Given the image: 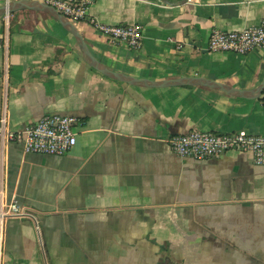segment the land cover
<instances>
[{
  "label": "crops",
  "instance_id": "obj_1",
  "mask_svg": "<svg viewBox=\"0 0 264 264\" xmlns=\"http://www.w3.org/2000/svg\"><path fill=\"white\" fill-rule=\"evenodd\" d=\"M44 0H0L9 3ZM103 25H140L134 51L76 28L108 70L166 83L131 86L94 70L55 17L24 9L0 17V127L22 132L46 115L77 119L63 156L0 143L5 204L32 218L0 219V264H264V166L250 153L197 161L169 140L192 131L264 136V51L212 53L214 29L264 20V0H98Z\"/></svg>",
  "mask_w": 264,
  "mask_h": 264
},
{
  "label": "built area",
  "instance_id": "obj_2",
  "mask_svg": "<svg viewBox=\"0 0 264 264\" xmlns=\"http://www.w3.org/2000/svg\"><path fill=\"white\" fill-rule=\"evenodd\" d=\"M98 0H44L75 26L90 23L109 39L125 43L134 51L143 46L144 29L140 25H103L90 15ZM208 49L212 53H232L240 56L255 51H264V20L254 27L237 31L214 29L210 35ZM77 119L70 116L46 115L22 132L7 126L3 115L0 127L1 148L18 142L26 153L63 156L77 144L75 126ZM172 150L182 158L204 161L218 158L230 152L250 153L258 166H264V136L246 131L229 134L192 131L174 136L169 140ZM32 218L35 216L21 208L16 201L5 204V185L0 167V219Z\"/></svg>",
  "mask_w": 264,
  "mask_h": 264
},
{
  "label": "water",
  "instance_id": "obj_3",
  "mask_svg": "<svg viewBox=\"0 0 264 264\" xmlns=\"http://www.w3.org/2000/svg\"><path fill=\"white\" fill-rule=\"evenodd\" d=\"M24 9H37L40 11H44L48 14H50L51 16L55 17L57 20H59V22L62 24V26L68 30L77 40V42L79 43L80 49L83 52V56L85 61L97 72H99L100 74L117 80L119 82L131 85V86H150V87H168V86H190V85H200V86H206V87H210V88H214V89H218L221 91H224L228 94L231 95H236L242 98H248L249 97V93L247 92H240L237 91L234 88H231L229 86H225L216 82H211L208 80H202V79H188V80H177V81H171V82H166V83H156V82H152V81H148V80H139V79H134V78H128L119 74H116L110 70H108L107 68H105L104 66H102L99 62L96 61V59L93 57V55L91 54L84 38L82 37L81 33L79 32V30L76 28V26L74 24H72L71 22H69L65 17H63L61 14H59L57 12V10H55L53 7L45 4V3H39V2H29V3H9L7 5H5L4 7H2L0 9V17L6 16L8 14L14 13L16 11L19 10H24ZM264 92V81L262 83V85L260 86V88L258 90H256L252 95H257L260 96L262 95V93Z\"/></svg>",
  "mask_w": 264,
  "mask_h": 264
}]
</instances>
